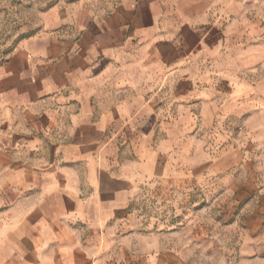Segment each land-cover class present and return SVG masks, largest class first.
I'll return each instance as SVG.
<instances>
[{
  "label": "crops",
  "instance_id": "1",
  "mask_svg": "<svg viewBox=\"0 0 264 264\" xmlns=\"http://www.w3.org/2000/svg\"><path fill=\"white\" fill-rule=\"evenodd\" d=\"M163 3L107 0L0 61V264H131L137 205L191 182L138 129L177 121L178 70L219 34Z\"/></svg>",
  "mask_w": 264,
  "mask_h": 264
},
{
  "label": "rangeland",
  "instance_id": "2",
  "mask_svg": "<svg viewBox=\"0 0 264 264\" xmlns=\"http://www.w3.org/2000/svg\"><path fill=\"white\" fill-rule=\"evenodd\" d=\"M163 2L166 15L192 14L219 36L178 70L191 79L177 81L186 91L177 121L138 129L155 147L173 144L161 157L165 169L192 176L137 205V231L151 240L128 261L264 264V0ZM106 3L0 0V61L26 38L73 25Z\"/></svg>",
  "mask_w": 264,
  "mask_h": 264
}]
</instances>
